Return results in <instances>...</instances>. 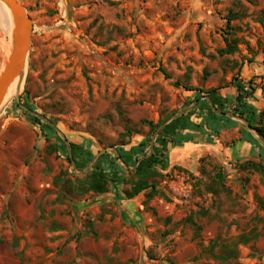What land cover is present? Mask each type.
Returning a JSON list of instances; mask_svg holds the SVG:
<instances>
[{
	"label": "rangeland",
	"instance_id": "obj_1",
	"mask_svg": "<svg viewBox=\"0 0 264 264\" xmlns=\"http://www.w3.org/2000/svg\"><path fill=\"white\" fill-rule=\"evenodd\" d=\"M17 1L33 32L16 96L56 130L22 111L16 96L0 109V264H264V172L240 170L264 166L262 145L259 161L191 155L171 167L170 149L186 142L168 144L152 198L147 190L127 200L125 185L64 196L54 185L103 156L99 167L127 178L134 167L118 150L140 159L161 150L141 123L189 108L193 141H236L234 123L246 121L232 113L235 83L254 87L247 104L255 93L264 100V0ZM5 30L0 22V73L11 49ZM225 39L235 52L220 55ZM211 89L225 114L204 94ZM206 102L224 117L213 124ZM70 144L81 149L76 161Z\"/></svg>",
	"mask_w": 264,
	"mask_h": 264
},
{
	"label": "trees",
	"instance_id": "obj_2",
	"mask_svg": "<svg viewBox=\"0 0 264 264\" xmlns=\"http://www.w3.org/2000/svg\"><path fill=\"white\" fill-rule=\"evenodd\" d=\"M229 23V20H228ZM226 47L225 49L219 51L220 55H229L235 52V48L232 43L225 39ZM248 89H245L244 86L239 83H235V88L237 91V95L235 98V106L232 111L233 116L238 117L246 121L247 127L254 131L257 136L264 142V114L260 113L255 116V111L253 107L246 103V99L251 97L254 93V87H252L251 83L248 82ZM175 86H179L178 83ZM187 91H191L190 89H186ZM199 95L195 97V101H199L202 97L200 94H203L202 91H198ZM217 89H211L206 91L204 94L209 98L213 107L217 108L222 114H225L222 110L225 99H222L216 95ZM207 112L209 115V119L214 124L219 119L224 117L218 116L214 114L213 109L206 102ZM201 106V105H199ZM194 110L174 119L168 125L164 126L160 132L157 134L155 138V143L161 148V150L154 147L153 153L148 157H143L140 162V157L138 156V151L135 149H131L129 152H125L122 150H118L119 159L125 165V167L130 168L134 167L133 171L128 172L127 178H122L117 171H109L105 172L98 164L105 158L103 156L95 165L94 169L82 177H75L74 180L70 179H62V174L55 179L54 185L58 186L61 184L60 191L64 196L73 195V196H84L85 194L92 193L95 195H103L108 193L111 187L118 189L119 185L128 186V188L122 190V194L125 199L130 200L142 192L149 191L147 196L152 198L157 193L156 184L154 181H151L155 178H161L162 175L157 171L156 167L159 166L161 171H165L168 164L166 163L165 157L161 154L166 151L167 145L171 144L173 147L176 145H182V143H193V139L190 135L185 134V131L191 127L192 129L198 128V125H194L190 122V118L193 115ZM173 116V115H172ZM170 117L165 118L164 120L151 123L143 121L141 124L147 126L149 129L150 136H153L155 132L167 121H169ZM35 122L42 125V121L38 118H33ZM230 121L229 119H227ZM48 129L49 126L44 124ZM217 133L216 131L214 132ZM150 142V141H146ZM210 143V141H207ZM145 143L140 145L141 148H144ZM80 148L70 144L69 151L71 153V158L68 157L71 161H76V159L80 156ZM64 153L68 156V150L65 148ZM160 156V158L158 157ZM89 158V157H88ZM76 167H78V164ZM136 165V166H135ZM252 169L257 173L263 174L264 166L259 164L246 162L240 166V170H248ZM217 179L222 181V176L217 174ZM169 264H173L169 261Z\"/></svg>",
	"mask_w": 264,
	"mask_h": 264
},
{
	"label": "crops",
	"instance_id": "obj_3",
	"mask_svg": "<svg viewBox=\"0 0 264 264\" xmlns=\"http://www.w3.org/2000/svg\"><path fill=\"white\" fill-rule=\"evenodd\" d=\"M251 106L255 111V116L260 114L264 100L260 94H254ZM235 132L239 135L237 140L229 145L225 143L226 134L221 139L207 143L206 140L193 141L186 143L180 148H173L169 151V164L171 167H183L189 162V157L194 155L202 157L211 155L219 159L223 164L242 161H259L263 158L261 143L257 134L247 126L239 125L235 121Z\"/></svg>",
	"mask_w": 264,
	"mask_h": 264
},
{
	"label": "water",
	"instance_id": "obj_4",
	"mask_svg": "<svg viewBox=\"0 0 264 264\" xmlns=\"http://www.w3.org/2000/svg\"><path fill=\"white\" fill-rule=\"evenodd\" d=\"M0 2L5 5L11 14L12 18V34H11V49L7 56V60L5 65L0 73V109L4 104L5 98L7 96V92L12 83L19 79L20 82L23 81L24 74L27 68V62L29 57L30 45H31V36L33 32L32 23L27 15L26 10L17 0H0ZM16 103L19 105V97H15ZM19 108L28 113L29 115L39 118L44 121L47 125L51 126L55 129L49 122H47L43 117L38 115L37 113L29 110L25 106L19 105ZM191 108L182 111L180 113L172 116L169 121L164 123L154 134V139L160 130L168 125L174 119L184 115ZM217 113V112H216ZM243 123L245 121L241 120ZM247 126V124L245 123ZM56 130V129H55ZM251 130V129H250ZM252 131V130H251ZM262 147H264V142L259 138ZM116 154V152H115ZM140 159L138 162H140Z\"/></svg>",
	"mask_w": 264,
	"mask_h": 264
},
{
	"label": "bare ground",
	"instance_id": "obj_5",
	"mask_svg": "<svg viewBox=\"0 0 264 264\" xmlns=\"http://www.w3.org/2000/svg\"><path fill=\"white\" fill-rule=\"evenodd\" d=\"M0 22L4 27V29L6 28L5 31H7V33L12 34L13 25H12L11 14L9 13L5 5H3L1 2H0ZM22 82H20L19 79H16L12 83V85L9 87L4 103L9 99V97L16 96L20 92Z\"/></svg>",
	"mask_w": 264,
	"mask_h": 264
}]
</instances>
